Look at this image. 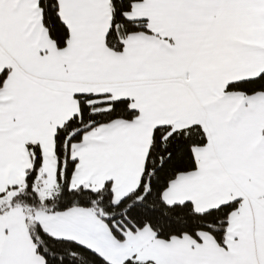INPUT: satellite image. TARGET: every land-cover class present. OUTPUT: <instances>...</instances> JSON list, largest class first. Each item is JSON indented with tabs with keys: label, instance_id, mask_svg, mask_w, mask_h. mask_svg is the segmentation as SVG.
<instances>
[{
	"label": "snow or ice",
	"instance_id": "snow-or-ice-1",
	"mask_svg": "<svg viewBox=\"0 0 264 264\" xmlns=\"http://www.w3.org/2000/svg\"><path fill=\"white\" fill-rule=\"evenodd\" d=\"M0 264H264V0H0Z\"/></svg>",
	"mask_w": 264,
	"mask_h": 264
}]
</instances>
